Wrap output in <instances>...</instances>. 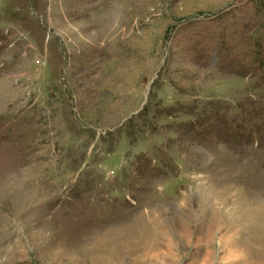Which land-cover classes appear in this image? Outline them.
Here are the masks:
<instances>
[{
  "label": "rangeland",
  "instance_id": "374dc122",
  "mask_svg": "<svg viewBox=\"0 0 264 264\" xmlns=\"http://www.w3.org/2000/svg\"><path fill=\"white\" fill-rule=\"evenodd\" d=\"M0 264H264V0H0Z\"/></svg>",
  "mask_w": 264,
  "mask_h": 264
}]
</instances>
